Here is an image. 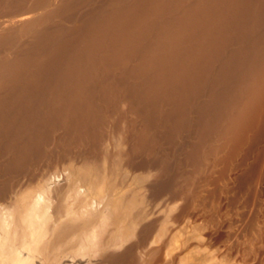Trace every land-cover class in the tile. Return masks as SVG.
Listing matches in <instances>:
<instances>
[{
  "label": "bare ground",
  "instance_id": "bare-ground-1",
  "mask_svg": "<svg viewBox=\"0 0 264 264\" xmlns=\"http://www.w3.org/2000/svg\"><path fill=\"white\" fill-rule=\"evenodd\" d=\"M239 39L263 69L212 127ZM190 127L201 178L151 212ZM177 263L264 264V0H0V264Z\"/></svg>",
  "mask_w": 264,
  "mask_h": 264
},
{
  "label": "rangeland",
  "instance_id": "rangeland-1",
  "mask_svg": "<svg viewBox=\"0 0 264 264\" xmlns=\"http://www.w3.org/2000/svg\"><path fill=\"white\" fill-rule=\"evenodd\" d=\"M240 40L241 39H239L238 43L236 42L237 45L236 44H235L236 46L234 45V49L233 50L230 51V49H229L227 52H224V55H227V56L230 55V56H232V58L229 59V57H228V60H227V61H231L230 65L225 64L224 65L225 67L223 66L225 69H223V74H222V77H221L222 80H209V82H207L208 81L207 80L206 81L207 85L205 84L204 89L202 88L201 93H199V98L197 100H199V99L200 100L199 101H195L199 105L200 104H202V105L203 104L204 105L211 104V106L213 107V108L211 107V109H210L211 113L210 112L208 113L209 114V116H208L209 119H211L212 117H214L216 115L215 116V120H214V118L212 119L213 122H212V120H210V122L213 124L212 127L215 126L214 124H217L218 122L222 121L223 119H224V122H225V119H226L225 117L227 116L226 113L229 111V110H226V106L230 107L232 105L231 102H232L233 97L234 98H238L236 96L241 94L242 92H244V86L248 82V80L255 79L258 76V73H259L258 71L260 70V73H261L262 72L261 70L263 69V67H262L263 64L259 63L260 62L259 58L256 55L257 53H259V51L255 50L253 47L252 48L254 50L250 51V50H252L250 48V46H249L250 43H245V42L240 43ZM241 48H243L244 50H247V52L250 53V55L252 57L248 56V58L252 59L253 65L247 63L249 61V59L247 60V62H245V60H244V58L242 56L235 55L234 52L237 51V50H241ZM253 58L255 59L254 61H253ZM255 61L257 63H255ZM251 66H254L256 68L251 67ZM249 68H250V70H249ZM255 71L258 72V73H256ZM254 73H256V75ZM255 80H257V78ZM258 80H261V79L258 78ZM262 80H263V78H262ZM243 96H244V94H243ZM212 98H215L214 99L215 101H212ZM208 101L209 102L212 101L213 103L212 102L209 103ZM214 103H215V105H214ZM213 105L215 106V108H214ZM216 105H217V107H216ZM209 107H210V105H209ZM216 109L218 110V112H217ZM220 113H222V114H220ZM210 114H212L213 116H210ZM223 115H224V117H222ZM208 118H207V121H206L207 123H209L208 122L209 121ZM219 118L222 119V120L219 121ZM216 121H217V123H215ZM191 127L188 128V129L187 128L186 129H182L181 131L179 130L180 132H176L173 135V140H171L170 145H166L165 147H163L162 148L163 150L160 149V151H162V152L158 151L159 152L158 153V156H159L158 157V161L160 162L159 164L162 166L161 173H160V175L158 177H159L160 183H162V185H163L162 186L158 182L160 184V185L158 184V187L163 188V189H165L166 187L167 188L169 187L170 189L169 188L168 189L170 191V190L178 189V188H175V186L176 187L178 186L181 190H185L186 179H189V180L192 181V179L194 177H197V179H195V180H199L200 176H198V175L194 176V174H195V172H194L195 167L194 166H195V164L198 165V163H195V160H194V155H196L194 153V147L195 146L191 145V142L194 141V139H195L197 134H196V131L193 129L194 127L193 128H191ZM205 133H207V132L205 131ZM191 139H193V140H191ZM190 153H192V154H190ZM163 169H164V171H162ZM161 174L163 175V177H162ZM205 175H206V177H208V176L212 177L213 176V174H210V172L207 171V170H206ZM244 175H245V173H242V176H243V177L241 176L242 177V181L245 180V176ZM164 176H166V177H164ZM166 184H167V186H166ZM171 184H172L173 187L171 186ZM224 186L225 185L223 183L221 185H219L218 186L219 188L218 187L216 188L217 193H220L221 191H222L221 193H223ZM167 188L165 189L166 192L168 190ZM212 189H214V188L210 187V191H213ZM166 192L163 193V195L161 194V196H159L157 199H155L152 202L148 203V208L150 209L151 212H152V210L155 211L156 209H157V212H161L162 210L165 209V207L167 205H173L175 202L176 203L177 202L181 203V201H182L181 199H176L175 200V199H173V197H171V193L170 192H169V194H168V192L166 194ZM206 193L207 192L204 193V196H206L205 195ZM204 196L200 197L201 199L198 200L199 203L197 202L195 207H199L201 205V202H202V199L204 198ZM173 200H174V202H173ZM230 201H231V193L228 194V200H227V205H229V207L231 206V202ZM229 207H228V209H226L227 211L224 212L225 215H229L226 218L230 217L231 208H229ZM188 228H190V227H187L186 229L189 230ZM196 248L198 250V248L200 249L201 247L200 246L198 247L196 245V247L194 249L191 248L190 249L191 252L187 251L186 252L187 254L185 253V255H186L185 257L186 258H190V259L194 258V260L195 259L196 260L197 259L205 260V258L207 257L206 256L207 253L206 252H204L205 254L202 253L203 251L201 252V249L199 250L200 253L196 252L197 251ZM189 253L191 254V256H190ZM203 256H205V257H203ZM177 264H180V263H177Z\"/></svg>",
  "mask_w": 264,
  "mask_h": 264
}]
</instances>
